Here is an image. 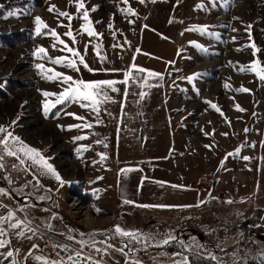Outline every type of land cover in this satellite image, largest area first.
Segmentation results:
<instances>
[{
	"label": "rangeland",
	"instance_id": "1",
	"mask_svg": "<svg viewBox=\"0 0 264 264\" xmlns=\"http://www.w3.org/2000/svg\"><path fill=\"white\" fill-rule=\"evenodd\" d=\"M84 3L100 37L80 31L84 21L74 0H0V126L38 149L63 181L22 152L8 156L0 151L4 157L0 182L5 187L0 190V207L7 211L3 217L13 214L1 227L17 221L26 228L33 224L85 250L99 252L109 264H127L106 259L90 247L93 239L87 243L74 240L57 217L52 222L57 221L60 230L43 219H32L47 216V207L76 225L78 237L110 230L111 225L132 233L114 232L128 247L139 246L144 258L131 255L135 264H175L182 259L180 255L169 257L175 251L208 264H262L264 81L239 69L253 60L264 67V0H228L227 5L223 0L215 4L212 0ZM201 4L203 8L197 7ZM52 5L75 17L71 21L75 43L64 36L67 18L48 11ZM37 16L66 44L78 49L94 71L79 63L77 71L33 55L43 47L53 60L71 57L46 29L42 30L45 34H36ZM203 25L212 35L188 30ZM23 31L27 38L21 41ZM15 38L20 42L11 44ZM252 43L260 51L251 48ZM97 44L106 57L103 61L95 53ZM36 64L75 80H114L119 90L106 89L111 99L99 105L98 115L81 107L86 101L67 102L46 112L45 100L54 102L56 97L45 98L42 92L59 94L68 85L59 79L45 80ZM126 72L130 73L128 82L120 83ZM189 76L194 78L189 80ZM241 87L250 91H237ZM236 105L244 110H237ZM85 122L92 127L69 128ZM5 135L0 132V138ZM76 136L86 139L74 141ZM18 199H23V207ZM83 208L98 220L84 215ZM114 214L119 218L115 223ZM30 254L33 259L41 257L38 247Z\"/></svg>",
	"mask_w": 264,
	"mask_h": 264
},
{
	"label": "snow or ice",
	"instance_id": "2",
	"mask_svg": "<svg viewBox=\"0 0 264 264\" xmlns=\"http://www.w3.org/2000/svg\"><path fill=\"white\" fill-rule=\"evenodd\" d=\"M69 2L73 3V0H69ZM123 2L127 3L128 0H123ZM140 2L143 3L144 0H140ZM212 2H213V4H215V0H212ZM223 3L225 5H227L228 0H223ZM74 6H75L77 12L82 11V16L80 18L84 21V23L81 24L80 31L82 33H86L88 37H100L102 34L96 32L95 29L93 28L92 21L89 18V11L86 9L84 0H74ZM0 7H3V6L0 5ZM197 7L203 8L204 6L201 4V5H198ZM95 10H96L95 7H93L92 11H95ZM48 11L49 12H56L58 17L67 18V20L69 21V24L67 25L68 31H66L64 33V36L71 37L73 42L75 43L76 42V36L73 34V30L71 27V21L75 17L72 14H70L68 11L59 10L55 5L50 6ZM121 11H124V10L121 9ZM127 11L131 14H135L134 10L131 8H128ZM9 15H15V13H9ZM35 24H36L35 31H36L37 35L45 34L42 30L46 29L47 34H50L51 36L55 37L56 40L58 41V43L63 45V50L70 53L71 57H69V56H58V57H55L53 60V58H51L47 55V50L43 47L37 48L36 51L33 53V55H37V56H40L42 58L49 59L57 65L65 64L66 67L72 68V69L77 70V71H79V68L77 67L78 63L80 65H83L89 71H94L93 69H91L88 66V64L86 63V61L84 59V56L80 53V51L78 49H76L74 47H70L68 44H66L65 41L63 39H61L60 36L56 33L55 29L49 28V26L42 20L41 17H39V16L35 17ZM60 26H64V25L61 23ZM108 27L112 28V25L109 24ZM250 28H251V25L247 26L246 30H250ZM188 30L189 31H200L201 33L212 35V33L208 32V26L207 25L193 26L192 28H190ZM113 35H115V32H113ZM233 39H235V38H233ZM190 43L195 44V42H190ZM55 46L56 45L53 44L54 48H55ZM116 46L117 45H113V47H116ZM249 46L251 48H253L255 51H260L259 49L256 48V45L254 43H252ZM87 48H88V45L86 44L85 50H87ZM137 51H139V49H137ZM95 53L101 61L106 59V57L102 56L100 53V45L99 44L95 45ZM253 55H255V52L253 53ZM35 67L40 70V72H41V74L45 80L51 81V80L59 79L64 84L68 85L59 94L54 93V92H48V91L42 92V95L45 98L56 97L54 102L52 100H49V99L45 100L44 109L46 112L49 111L50 109L56 108L57 105H64L67 102L86 101L88 103H81V107L90 108L92 111L96 112L98 115L99 111H100L99 105L102 102H105V101H108L111 99V97H109L107 95L106 89H111V91H113V92L119 90L115 87V84L117 82L114 80H94V81H85L83 79L75 80L72 76L65 75L64 73H61V72H56L52 68H46L44 64H36ZM132 67L136 68V65L133 64ZM239 70L242 72L243 71L252 72L261 81H264V67H261V62L259 60H253L250 62L249 66L241 67ZM138 71L143 72L145 70L144 69H138ZM49 73H51V74H49ZM124 75H125V80L121 81L120 83H127L128 82V78L130 77V73L126 72ZM149 75L159 76L160 74L159 73H149ZM195 75H199V74H194V76ZM194 76H189V77H187V79L192 80L194 78ZM224 86L226 88L230 87V85H228L227 83ZM237 91L249 92L250 90L247 88L241 87L240 89H237ZM140 95H141V97H143L144 93H141ZM208 103H209L210 107L215 109L217 112H221L220 108L217 105L212 104L210 101ZM236 108L239 111L244 110V109L240 108L239 105H236ZM66 114L73 116L76 119L81 120V121L85 120L84 117L76 116L75 113H66ZM221 115H223L222 112H221ZM96 123H101V121L99 119H97ZM81 127L91 128L92 124L85 122L83 124H75V125L69 126V128H81ZM244 131L247 132L248 129L246 128ZM0 132H6V135L3 136V138H0V145H3V149H0V151L6 152L8 156H17L18 152H22L26 156H29L35 163L41 164L50 174L54 175L58 181H61V177H60L59 173L56 172V170L52 164L48 163L47 159L41 155V153L39 152L38 149L28 146L26 143H24V141L21 140L20 137L14 136L12 132L7 131L3 126H0ZM223 135H227V133H224ZM73 139H74V141H79V140L86 139V137L85 136H76ZM10 140L15 142V143L10 145L9 144ZM96 143H101V141L97 140ZM15 144L19 145L18 149L15 148ZM206 147H209V146L206 145ZM13 149H15V150H13ZM80 150L81 149H77V151H80ZM239 151H240V149L237 148L236 154H238ZM100 155H101V159L106 158L103 153H101ZM228 155H233V153H229ZM3 159H4V157L2 155H0V161H2ZM243 159L248 160V159H250V157L245 156V157H243ZM20 162L23 164L24 163L23 159H21ZM3 166L4 165L2 163H0V168H2ZM13 167H15V165H13ZM122 171L127 172V171H129V169H124ZM97 179H102V177H98ZM61 183H63V181H61ZM96 191H98V190H96ZM126 202L132 203V201H126ZM229 202H231V201H229ZM94 211L100 212V209H94ZM12 215L13 214L11 212H9L7 217H0V222H3L5 220H10ZM20 223H21L20 221H17V223H15V224H9V227L18 228ZM115 231L117 233H119L120 235H123V236H133L132 233L123 231L119 227V225L115 226ZM4 234H5V230L3 228H0V236H3ZM17 234L18 235H24L23 232H18ZM7 243H8V241L0 239V248H4ZM163 243L167 244V243H169V240H165V241H163ZM65 250H67V249H65ZM97 251H99V249H97ZM120 251L123 252V249H120ZM3 255H5L6 258L12 257L13 252L7 251L6 254H3ZM262 255H264V253H262ZM76 256L80 257L81 253L77 252ZM35 259L41 260L42 257L37 256V257H35ZM67 259L69 261H72L73 257L71 255H69ZM86 259L91 260V257L88 256V257H86ZM213 259H215V257H213ZM12 264H17V262L14 260L12 262ZM45 264H64V261L46 260ZM74 264H75V262H74ZM96 264H99V261H97ZM137 264H138V262H137ZM183 264H187V260H184ZM262 264H264V260H262Z\"/></svg>",
	"mask_w": 264,
	"mask_h": 264
},
{
	"label": "crops",
	"instance_id": "3",
	"mask_svg": "<svg viewBox=\"0 0 264 264\" xmlns=\"http://www.w3.org/2000/svg\"><path fill=\"white\" fill-rule=\"evenodd\" d=\"M82 211H84V215L88 214V217L89 216L94 217L98 220V216L93 213L90 214L87 209L83 208ZM6 213L7 211L0 207V217L5 216ZM96 213L98 214V212ZM53 217L55 218L56 216L48 212L47 216H43V218L40 216H35L32 219H36L37 221H39V219H43L44 221H48L49 225L51 224L50 226H55V228H58L60 230L59 223L57 221L52 222ZM61 222H62L61 225L64 226V222L63 221ZM23 225L24 224L20 223L18 228H11L8 227L7 225H3L1 227V222H0V228H3L5 230V234L3 236H0V239L8 241V243L5 245L4 248H0V264H12L14 260L17 262V264H36L35 262L36 260L33 259V255L30 254L31 250H33L36 247H38L39 255L45 259L42 252L43 239L40 237V235L39 236L37 235L38 237H36V235L31 233L30 232L31 230L29 229L30 226L31 227H35V226H33V224L32 225L30 224V226L25 225L27 226L26 228ZM84 227L88 228L86 226ZM18 232H23L24 235H18L17 234ZM96 244H98V240H95L94 243L90 245V247L96 250L99 249V251H101V253L105 255L106 259L110 258L109 260H113V262L125 261V263L127 264H129L128 262H131V264L132 263L135 264V262H133L134 261L133 257H128L126 256V253L124 251L123 252L120 251L121 249L120 245H114L112 242L108 240H103L102 243L98 244V247L94 246ZM7 251H12L13 256L6 258V256L3 254H6ZM169 257H172V255H170ZM65 264H70V263H65ZM138 264H140V262H138ZM141 264H145V263H141Z\"/></svg>",
	"mask_w": 264,
	"mask_h": 264
},
{
	"label": "built area",
	"instance_id": "4",
	"mask_svg": "<svg viewBox=\"0 0 264 264\" xmlns=\"http://www.w3.org/2000/svg\"><path fill=\"white\" fill-rule=\"evenodd\" d=\"M32 230L44 240L42 252L46 260H61L64 261V264H74V262L75 264H96L97 261H99V264H109L102 258L99 252L85 250L81 246L65 241L49 231L40 230L35 227H32ZM77 252L81 253L80 257L76 256ZM69 255L73 257L72 261L67 259ZM88 256L91 257V260L86 259Z\"/></svg>",
	"mask_w": 264,
	"mask_h": 264
},
{
	"label": "flooded vegetation",
	"instance_id": "5",
	"mask_svg": "<svg viewBox=\"0 0 264 264\" xmlns=\"http://www.w3.org/2000/svg\"><path fill=\"white\" fill-rule=\"evenodd\" d=\"M0 184H2L1 182H0ZM1 189H4L1 185H0V190ZM22 201H23V199H21V200H19V202L18 203H22ZM19 204V205H21L22 207H23V205L25 204ZM54 215V214H53ZM114 216V219L115 220H113L114 221V223L115 222H117V221H119L118 219L119 218H117L116 216H118V215H116V214H114L113 215ZM102 218V217H101ZM64 221L65 222H68L69 223V221L65 218L64 219ZM69 225H70V228H71V230H72V232H73V234H75L76 235V233H77V230L75 229V227H76V225L75 226H73V225H71V222L69 223ZM64 228L66 229V227L64 226ZM73 228V229H72ZM111 229L110 230H107V229H105V228H103V229H100V230H98L96 233L95 232H93L95 235H93L92 237H94V239L93 240H98V244H100V243H102L103 242V240H108V241H110V242H112L114 245H123V251L126 253V256H128V257H130L131 255L133 256V254H135V255H137L138 257H140V258H144L143 257V255H142V253H141V251L139 250V246L138 245H130V247H128L127 246V244L125 245L124 243V240L122 239V238H119L118 237V235H117V233H114L115 232V230H114V227L111 225V227H110ZM67 230V229H66ZM67 232H68V230H67ZM68 234H69V232H68ZM85 235H87L86 233L85 234H83L82 236H80V237H84ZM77 236V235H76ZM149 253V252H148ZM147 254V252L145 253V255ZM144 255V256H145ZM170 256V255H169ZM173 257L174 256H176V255H172ZM146 258H148L149 257V255L148 256H145ZM181 260H179L180 262H176L177 264H183V261H184V257H182L181 256ZM136 259V258H135ZM175 263V264H176Z\"/></svg>",
	"mask_w": 264,
	"mask_h": 264
},
{
	"label": "water",
	"instance_id": "6",
	"mask_svg": "<svg viewBox=\"0 0 264 264\" xmlns=\"http://www.w3.org/2000/svg\"><path fill=\"white\" fill-rule=\"evenodd\" d=\"M2 187H4L3 184H0ZM5 188V187H4ZM9 193V191H8ZM19 200V199H18ZM44 209L52 214H54L58 219H60L61 221L64 222V226L66 227V229L68 230L69 232V235L74 239V240H77V241H80L82 243H87L90 239H94V237H92L93 235L91 234H88V235H85L84 237H77L75 234H73L71 228H70V225L68 222H65L64 221V217L63 215H61L60 213H57L55 211H53L52 209H49L47 207H44ZM158 250H161V249H158ZM162 252H164V250H162Z\"/></svg>",
	"mask_w": 264,
	"mask_h": 264
},
{
	"label": "trees",
	"instance_id": "7",
	"mask_svg": "<svg viewBox=\"0 0 264 264\" xmlns=\"http://www.w3.org/2000/svg\"><path fill=\"white\" fill-rule=\"evenodd\" d=\"M24 32L25 31H23V33H22V36L20 37L21 38V41L23 40V39H25V38H27V35L26 34H24ZM17 42H20V40L19 39H17V38H15L14 39V41H13V43H11V44H15V43H17ZM166 252V251H165ZM176 252V253H175ZM175 252H173L172 254H170V255H180V256H182V257H184V260H187V264H208V263H206L205 262V260L204 259H193L191 256H189V254H179L177 251H175ZM210 264V263H209Z\"/></svg>",
	"mask_w": 264,
	"mask_h": 264
}]
</instances>
